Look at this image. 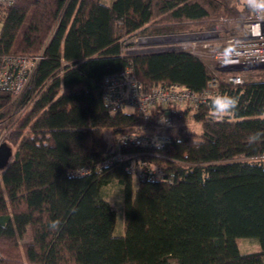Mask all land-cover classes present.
I'll list each match as a JSON object with an SVG mask.
<instances>
[{
    "label": "trees",
    "instance_id": "1",
    "mask_svg": "<svg viewBox=\"0 0 264 264\" xmlns=\"http://www.w3.org/2000/svg\"><path fill=\"white\" fill-rule=\"evenodd\" d=\"M250 11L245 0L0 6V52H42L16 104L0 91V126L7 122L14 146L0 169V264H264V135L249 140L264 132V81L221 82V94L239 104L220 121L210 101L168 106L169 140L147 156L159 179L126 169L144 147L129 145L120 161L110 160L120 135L153 133L166 110L156 106L145 118L111 112L102 100L104 77L127 66L144 89L173 82L202 91L211 73L201 58L183 50L127 53L122 39L198 30ZM109 185L123 205L118 235ZM240 239L257 249L242 251Z\"/></svg>",
    "mask_w": 264,
    "mask_h": 264
},
{
    "label": "built area",
    "instance_id": "2",
    "mask_svg": "<svg viewBox=\"0 0 264 264\" xmlns=\"http://www.w3.org/2000/svg\"><path fill=\"white\" fill-rule=\"evenodd\" d=\"M15 1L0 0V6L11 5ZM122 45L127 53L187 51L201 58L211 73L206 88L200 92L173 82H163L144 89L131 66L104 77L102 100L109 111L130 108L147 118L152 116L156 106L166 110L157 119L158 130L153 133H125L117 138L119 151L111 157L112 162L120 161L125 154L120 150L129 145L145 148L144 152H135L137 159L126 166L127 171L138 179L163 177L149 163L147 156L154 148L163 147L169 140L168 135L162 132L163 127L173 124L168 116V106L207 103L221 94V82L243 85L264 81V14H257L252 10L247 15L220 17L198 30L125 37ZM41 54L42 52L27 56L0 52V91L7 92L12 103L16 104L24 92ZM107 164L108 162H104V165Z\"/></svg>",
    "mask_w": 264,
    "mask_h": 264
},
{
    "label": "clouds",
    "instance_id": "3",
    "mask_svg": "<svg viewBox=\"0 0 264 264\" xmlns=\"http://www.w3.org/2000/svg\"><path fill=\"white\" fill-rule=\"evenodd\" d=\"M246 6L257 14H264V0H245ZM239 100L237 97L220 94L210 100V114L214 120L220 121L231 114H235L238 108ZM264 135V132L254 133L249 137L250 141H255ZM59 221H54L52 227H57Z\"/></svg>",
    "mask_w": 264,
    "mask_h": 264
},
{
    "label": "rangeland",
    "instance_id": "4",
    "mask_svg": "<svg viewBox=\"0 0 264 264\" xmlns=\"http://www.w3.org/2000/svg\"><path fill=\"white\" fill-rule=\"evenodd\" d=\"M1 25V22H0ZM22 95V94H21ZM125 110H131L130 108H126ZM35 124H39V122H35ZM8 134L9 129L7 127V122L3 123L0 126V141H6L8 145L11 146L12 150L14 146L10 143H8ZM53 164H55V161H52ZM119 193L117 191V187L115 185H109L108 188L105 190V196L110 201V203L115 207L116 209V224L114 227V234H122L124 231V211H123V205L122 202L119 199ZM28 240V235L25 236V239L23 241ZM238 244L240 246V249L242 251H253L257 249V245L253 240L250 239H240L238 241Z\"/></svg>",
    "mask_w": 264,
    "mask_h": 264
},
{
    "label": "water",
    "instance_id": "5",
    "mask_svg": "<svg viewBox=\"0 0 264 264\" xmlns=\"http://www.w3.org/2000/svg\"><path fill=\"white\" fill-rule=\"evenodd\" d=\"M13 150L6 141H0V169L4 168L10 161Z\"/></svg>",
    "mask_w": 264,
    "mask_h": 264
}]
</instances>
